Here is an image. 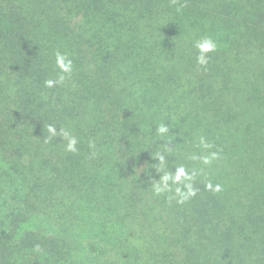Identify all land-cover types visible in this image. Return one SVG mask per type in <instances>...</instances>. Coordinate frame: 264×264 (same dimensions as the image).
Masks as SVG:
<instances>
[{
    "label": "trees",
    "instance_id": "trees-1",
    "mask_svg": "<svg viewBox=\"0 0 264 264\" xmlns=\"http://www.w3.org/2000/svg\"><path fill=\"white\" fill-rule=\"evenodd\" d=\"M181 166L196 194L155 195ZM155 243L264 264V0H0V264H152Z\"/></svg>",
    "mask_w": 264,
    "mask_h": 264
},
{
    "label": "clouds",
    "instance_id": "clouds-1",
    "mask_svg": "<svg viewBox=\"0 0 264 264\" xmlns=\"http://www.w3.org/2000/svg\"><path fill=\"white\" fill-rule=\"evenodd\" d=\"M194 47L198 50V55L196 56V62L198 65L201 66H207L209 62V56L208 53L214 52L217 48L216 42L210 38V37H204L200 40H197L194 44ZM56 66L60 70V75L56 80H46L45 87L52 88L56 86L57 84H62L66 78L65 74L70 75L73 71V62L68 56L64 53L57 52L56 53ZM47 133L48 136L45 138V143H48L51 141L52 138L56 136L62 137L67 143L65 150L68 152L75 153L78 151L77 144L78 140L75 136H73L68 130L65 128H60L59 131L57 130L55 125H47ZM157 133L160 136H166L170 129L167 124H160L157 129ZM200 144L204 148H208L209 145L206 142L204 137H200ZM95 153H93V156ZM194 159H197L198 157H193ZM217 158L216 153H212L211 156H203L199 157V159H202L204 164H210L212 159ZM156 159H158L161 164L165 161V156L163 154H157ZM196 175V172L193 171L191 174L186 172L185 168L183 166L176 168L174 175L165 174L160 181L154 183L152 185L153 191L155 195H161L167 191H170V181L172 184H184V187L187 189V191L182 190L180 187H177L175 189L176 195L179 197L177 203L183 204L185 201H187L190 197L194 196L196 194V191L193 189L192 184L190 181L194 179ZM208 190H211L213 192H220L222 190V186L220 184H216L213 186L211 182H209L206 185Z\"/></svg>",
    "mask_w": 264,
    "mask_h": 264
},
{
    "label": "rangeland",
    "instance_id": "rangeland-1",
    "mask_svg": "<svg viewBox=\"0 0 264 264\" xmlns=\"http://www.w3.org/2000/svg\"><path fill=\"white\" fill-rule=\"evenodd\" d=\"M155 249H151L150 253H155L154 258H150V255H148V257H146L147 255L145 254H140L138 253V259L140 258H145V259H150L151 263H155V264H181L182 263V257L173 249H171L169 252L165 251V248L163 247V244L161 246H159L158 243H155ZM147 249V248H145ZM144 250V248L142 249ZM257 260V259H254ZM92 264H97V263H92ZM245 264V262H244Z\"/></svg>",
    "mask_w": 264,
    "mask_h": 264
}]
</instances>
